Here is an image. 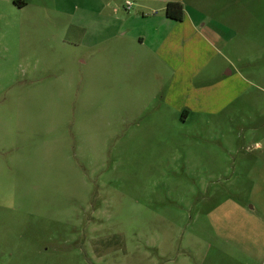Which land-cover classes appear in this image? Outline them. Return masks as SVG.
<instances>
[{
    "label": "rangeland",
    "instance_id": "374dc122",
    "mask_svg": "<svg viewBox=\"0 0 264 264\" xmlns=\"http://www.w3.org/2000/svg\"><path fill=\"white\" fill-rule=\"evenodd\" d=\"M196 2L229 64L184 119L142 92L121 118L116 46L100 62L61 0H0V264H264V0Z\"/></svg>",
    "mask_w": 264,
    "mask_h": 264
},
{
    "label": "crops",
    "instance_id": "0c3cea01",
    "mask_svg": "<svg viewBox=\"0 0 264 264\" xmlns=\"http://www.w3.org/2000/svg\"><path fill=\"white\" fill-rule=\"evenodd\" d=\"M61 1L64 6L57 3L54 12L69 17V26L80 33L79 43L97 50L100 62L104 45L108 49L117 47L113 86L121 118H130L132 110L124 113L123 107L139 92L149 96L148 103L161 98L167 107L181 111L184 119L190 112L213 111L211 100H216L218 91L212 96L209 88L213 84L204 78L195 80L219 53L229 64V58L221 52L229 41L219 46L211 42L204 29L210 30L211 36H220L223 23L203 14L196 0H125V4L131 2L126 5V14L119 13L112 0H95L98 4L94 0ZM168 1L181 3L180 20L165 14ZM219 83L221 93H226L229 83Z\"/></svg>",
    "mask_w": 264,
    "mask_h": 264
},
{
    "label": "trees",
    "instance_id": "16d2710c",
    "mask_svg": "<svg viewBox=\"0 0 264 264\" xmlns=\"http://www.w3.org/2000/svg\"><path fill=\"white\" fill-rule=\"evenodd\" d=\"M165 14L177 20L182 18V5L176 1H168L165 7Z\"/></svg>",
    "mask_w": 264,
    "mask_h": 264
},
{
    "label": "built area",
    "instance_id": "2783aa9c",
    "mask_svg": "<svg viewBox=\"0 0 264 264\" xmlns=\"http://www.w3.org/2000/svg\"><path fill=\"white\" fill-rule=\"evenodd\" d=\"M130 4H131V2L130 1H127V3H126L127 7H129Z\"/></svg>",
    "mask_w": 264,
    "mask_h": 264
}]
</instances>
